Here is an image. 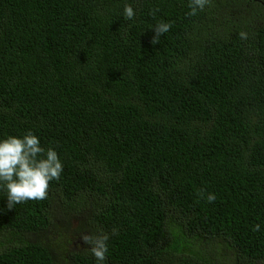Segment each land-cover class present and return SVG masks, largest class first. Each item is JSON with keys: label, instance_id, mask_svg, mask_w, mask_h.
I'll use <instances>...</instances> for the list:
<instances>
[{"label": "trees", "instance_id": "trees-1", "mask_svg": "<svg viewBox=\"0 0 264 264\" xmlns=\"http://www.w3.org/2000/svg\"><path fill=\"white\" fill-rule=\"evenodd\" d=\"M189 4L0 0V141L31 131L63 166L44 200L9 208L0 182V239L35 238L0 264H57L38 239L59 200L109 235L72 264H264V24Z\"/></svg>", "mask_w": 264, "mask_h": 264}, {"label": "clouds", "instance_id": "clouds-1", "mask_svg": "<svg viewBox=\"0 0 264 264\" xmlns=\"http://www.w3.org/2000/svg\"><path fill=\"white\" fill-rule=\"evenodd\" d=\"M209 0H190L189 15H195L197 10H202ZM124 15L127 19H133L135 12L130 5H125ZM170 23L155 25V35L152 44L159 43V38L168 32ZM242 39H246V33L241 32ZM63 166L55 150L49 148L46 153L41 147L39 138L28 131L22 138L9 136L0 141V182H4L7 189L8 207L28 200H44L48 196L49 182L59 180ZM203 195V192H201ZM209 203L216 197L209 193L206 197ZM254 231H259L260 226H254ZM116 229H113V234ZM82 240L89 245V250L98 262L106 260L108 251L106 233L83 234Z\"/></svg>", "mask_w": 264, "mask_h": 264}, {"label": "rangeland", "instance_id": "rangeland-1", "mask_svg": "<svg viewBox=\"0 0 264 264\" xmlns=\"http://www.w3.org/2000/svg\"><path fill=\"white\" fill-rule=\"evenodd\" d=\"M209 9L214 12V28L219 31L221 27H226L227 22L247 23L251 26L264 24V0H209L207 3ZM51 225L46 232L39 235V241L50 247L57 258V264H72L67 261L68 253L75 252L76 249L82 251V245L86 251L89 245L82 240L83 234H90L88 229L79 231L84 224H89V213L85 211L75 212L59 200L54 203L50 210ZM21 237L19 241H14L13 235L1 237L0 243L5 247L11 243L33 241Z\"/></svg>", "mask_w": 264, "mask_h": 264}, {"label": "flooded vegetation", "instance_id": "flooded-vegetation-1", "mask_svg": "<svg viewBox=\"0 0 264 264\" xmlns=\"http://www.w3.org/2000/svg\"><path fill=\"white\" fill-rule=\"evenodd\" d=\"M82 249H84V247L82 246ZM75 252H81L79 249H76ZM83 252V251H82Z\"/></svg>", "mask_w": 264, "mask_h": 264}]
</instances>
